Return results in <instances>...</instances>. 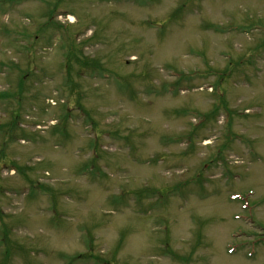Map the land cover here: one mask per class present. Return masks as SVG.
<instances>
[{"label":"rangeland","instance_id":"1","mask_svg":"<svg viewBox=\"0 0 264 264\" xmlns=\"http://www.w3.org/2000/svg\"><path fill=\"white\" fill-rule=\"evenodd\" d=\"M0 264H264V0H0Z\"/></svg>","mask_w":264,"mask_h":264},{"label":"bare ground","instance_id":"2","mask_svg":"<svg viewBox=\"0 0 264 264\" xmlns=\"http://www.w3.org/2000/svg\"><path fill=\"white\" fill-rule=\"evenodd\" d=\"M207 140H205V142H206Z\"/></svg>","mask_w":264,"mask_h":264}]
</instances>
